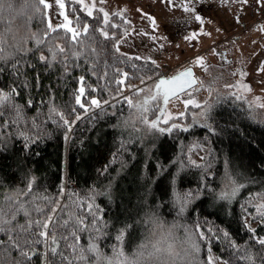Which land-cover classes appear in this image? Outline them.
<instances>
[{
    "label": "trees",
    "instance_id": "obj_1",
    "mask_svg": "<svg viewBox=\"0 0 264 264\" xmlns=\"http://www.w3.org/2000/svg\"><path fill=\"white\" fill-rule=\"evenodd\" d=\"M65 1L83 43L49 27L41 0H0V264H264V113L226 98L154 128L162 101L135 100L159 68L117 51L125 17H108L106 40L94 31L102 23ZM194 143L205 163H191Z\"/></svg>",
    "mask_w": 264,
    "mask_h": 264
},
{
    "label": "rangeland",
    "instance_id": "obj_2",
    "mask_svg": "<svg viewBox=\"0 0 264 264\" xmlns=\"http://www.w3.org/2000/svg\"><path fill=\"white\" fill-rule=\"evenodd\" d=\"M64 3L65 8L60 10L54 0H45L51 5L46 14L52 29L61 28V11L68 15L65 0ZM93 3L96 9L103 8L108 17H125L130 34L120 38L119 52L159 68L156 76L140 83V96L135 100L138 106H148L146 101L152 99L159 77H171L189 67L195 70L198 85L169 102L161 126L188 123L192 116L202 118L207 109L226 98H235L264 113V108L259 107L264 104V71L260 70L264 68V0H248L247 4L238 0H200L196 14L203 19L202 24L182 10L181 0H83V4H78L82 9ZM198 58H202L199 63ZM137 89L127 90L124 97ZM158 96L157 102L162 99ZM203 152V145L194 143L190 159L205 163ZM258 207H264V202ZM212 260L213 264H225Z\"/></svg>",
    "mask_w": 264,
    "mask_h": 264
},
{
    "label": "snow or ice",
    "instance_id": "obj_3",
    "mask_svg": "<svg viewBox=\"0 0 264 264\" xmlns=\"http://www.w3.org/2000/svg\"><path fill=\"white\" fill-rule=\"evenodd\" d=\"M54 2L58 5L60 10H63L65 8V3L64 0H54ZM76 3L79 4H83V0H75ZM101 2H103V0H101ZM200 2V0H181V4L179 5L182 10L186 13H191V19H194L195 21H198L199 23H203V19L201 18L200 15L196 14V5ZM222 3H228V2H232V0H221ZM239 3L242 4H247L248 0H238ZM41 3L44 4V6L50 7L51 5L49 4H45V0H41ZM259 3V0H258ZM93 9H95L97 12L99 13H103L102 18H98V17H94L93 15ZM81 11L84 12V14L88 17V18H92L94 20L97 21V23H102L104 25V27L102 28H97L94 31H98L100 33V35L104 38V39H115V37H110L109 33L107 31V26L109 24V19H108V13L104 11L103 8H99L96 9L95 8V3L92 4L91 7H89L88 5H84L83 8L81 9ZM60 15L63 16V21L60 24V27L63 28L64 30H66L67 33H71V39L72 40H76L78 43H83V41L78 40V37L81 35V33L78 31V28L76 27H71L70 25L72 24V21L69 19L68 15H66L63 11L60 12ZM119 15V14H117ZM80 23H83L84 27H83V34H87L88 33V23L87 21H80L79 18H77V24L79 25ZM49 27L51 28V24H49ZM112 27H116V25H112ZM264 27V26H262ZM53 31H55L56 29H52ZM130 33L128 30H125V32L123 33L124 36H128ZM61 51H63V49H61ZM117 51H119V47L117 45ZM41 59H44V57H41ZM53 59H55V56L53 55ZM202 60V58H198V63ZM261 71H264V68L260 69ZM193 73H191L190 71H185L183 73L180 74V76L177 77V79H180L183 76H187V75H192ZM81 81H83V78H81ZM85 92H86V88L84 86H80L78 88V94L75 96V103L77 105H79V107L81 109H84L85 107V103L82 102V97L85 96ZM3 99H8L7 96H4ZM91 105H94L95 107L99 108L100 102L97 99H92L90 101H88ZM259 107L264 108V104H260ZM64 123L67 125L69 123V121L64 120ZM165 123H167V121H165ZM154 128L158 127L157 123H154L152 125ZM177 127L175 125L171 126V128ZM171 128L169 129H165V128H160L159 130L161 132H165V131H171ZM191 163L193 165L196 164L195 161H191ZM198 166V165H196ZM238 189L233 188L231 193L228 192H221L220 194V198L221 199H227L230 200L232 199L236 193H237ZM176 195V199L178 202H182V203H186L187 201H189L190 199L193 198V193L191 192H178L175 193ZM37 211H40V209H36ZM257 214L259 215V218L261 221H264V207H258L256 209ZM25 215H27V212H25ZM7 223H9V221H5L3 220L2 216H0V232L5 231V227L4 225H6ZM38 224V227L41 229V231L38 233V235L40 237H45L48 231V223L46 221H38L36 222ZM60 225H58L57 223H52V242L53 244L55 243V232L57 227H59ZM210 231V230H209ZM33 235H37V233H33ZM229 234L227 232L224 233V236L227 237ZM36 243H43L44 241L41 240H36ZM25 243H27V241H25ZM259 243L264 244V239H261L259 241ZM9 244L12 247H15L16 245L12 244V241H9ZM51 251L53 253H56V248L52 247ZM21 255L24 256L25 258H27L28 254L26 252L23 251V248L20 249ZM209 264H211V261H209Z\"/></svg>",
    "mask_w": 264,
    "mask_h": 264
},
{
    "label": "water",
    "instance_id": "obj_4",
    "mask_svg": "<svg viewBox=\"0 0 264 264\" xmlns=\"http://www.w3.org/2000/svg\"><path fill=\"white\" fill-rule=\"evenodd\" d=\"M187 70L193 74L177 79V77L180 76L181 73ZM197 85L198 79L196 77V72L191 67L186 68L171 77H159L155 82L152 90L154 95H159L162 98L161 111L159 116L156 118V123L158 124L160 119L163 117L166 112L167 106L172 99L182 96L184 93L193 89Z\"/></svg>",
    "mask_w": 264,
    "mask_h": 264
},
{
    "label": "flooded vegetation",
    "instance_id": "obj_5",
    "mask_svg": "<svg viewBox=\"0 0 264 264\" xmlns=\"http://www.w3.org/2000/svg\"><path fill=\"white\" fill-rule=\"evenodd\" d=\"M154 96H155V95H154ZM156 96H157V95H156ZM156 96H155V97H156Z\"/></svg>",
    "mask_w": 264,
    "mask_h": 264
}]
</instances>
